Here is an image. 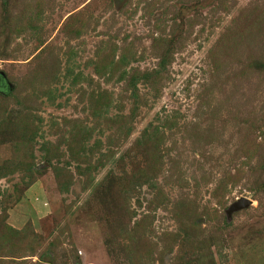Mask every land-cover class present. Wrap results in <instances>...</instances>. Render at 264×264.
I'll return each mask as SVG.
<instances>
[{"label":"rangeland","instance_id":"374dc122","mask_svg":"<svg viewBox=\"0 0 264 264\" xmlns=\"http://www.w3.org/2000/svg\"><path fill=\"white\" fill-rule=\"evenodd\" d=\"M257 62L264 0H0V216L42 240L0 264H264Z\"/></svg>","mask_w":264,"mask_h":264},{"label":"trees","instance_id":"16d2710c","mask_svg":"<svg viewBox=\"0 0 264 264\" xmlns=\"http://www.w3.org/2000/svg\"><path fill=\"white\" fill-rule=\"evenodd\" d=\"M166 63H167V57H164L162 59V65L165 66ZM257 65L261 68H264L263 62H257ZM135 80H136V75H133L132 76V83ZM76 123H78V122H76ZM30 125L31 124L28 123V121L24 119L21 122H17L13 128H10L9 127L10 125H8L7 130L11 131L10 134L12 136H14L17 141L26 142L30 139V137H29L30 132L28 130V127ZM76 125H80V124L78 123ZM2 129L3 128L0 126V132ZM120 129L122 131H124V126ZM128 129H129V127H127L125 129V133H127V134H128ZM78 134L79 133H76V130H75V132L71 133V135L74 137L75 141L82 139V138L78 137ZM80 142H81V140H80ZM143 144H145L147 147L145 149L146 150L145 153L149 157H152L154 154L151 151L156 150V147H157L156 140H153V138H149V139H146ZM56 147H57L56 148L57 151L60 152L59 145H57ZM252 150L253 149H251V151ZM70 152H71L72 157L74 159H77L80 162H82L83 160H86L85 157L79 155L78 148L76 145H70ZM55 155H58V154L57 153L55 154V152H51L47 155V159L49 161H51ZM109 157H110V154H108L107 152L101 153V155L99 156V159L96 162V165H94V164H91L92 163L91 159L89 156H87L88 164H87L86 168L88 169L89 173L91 172V168L98 167L99 165H105L104 160L108 159ZM15 160H20V163H26V161H22V160H24L23 158L15 159ZM15 160L14 161L12 160L8 163H5V165H2V166L0 165V177L4 176L5 175L4 172H6V171H14ZM67 161H69V160H67ZM148 161L149 160L146 161L147 164H149ZM68 163L70 164V162H68ZM54 169H55L56 180H57L59 188L61 190H63V192L65 190L69 191L72 180H73V175L71 174V171L69 169H67L66 167L63 168V167H59V166H55ZM77 172L79 174H83V168L81 165L77 166ZM136 173H137V171L135 172V175H136ZM30 174H32V172H30ZM227 175L231 179H233V177L236 178V175H234V174L232 175L230 172L229 173L227 172L226 176ZM222 186H223V183H222V185L219 184L218 192ZM263 189H264V186H263ZM226 216L228 218V215H226ZM41 246H42V240L37 235L33 234V232H31V231L25 232V230H22V231L16 230L15 228L10 226L9 224H6L4 221V217L0 216V256H11L10 259H5V260H9L8 262H13L15 260L14 259L15 257H18V258L23 257L26 255L27 252H31L32 254H34L36 252L37 248H39ZM196 258H197L196 260L199 261L201 264H207V260H208L209 256L207 254L203 255L201 253H197ZM18 261H20V260H18ZM21 261L23 262V260H21ZM3 262H5V261H3ZM5 263H7V262H5ZM208 264H210V262Z\"/></svg>","mask_w":264,"mask_h":264},{"label":"water","instance_id":"95a60500","mask_svg":"<svg viewBox=\"0 0 264 264\" xmlns=\"http://www.w3.org/2000/svg\"><path fill=\"white\" fill-rule=\"evenodd\" d=\"M251 204H252V200L250 198H247L245 196L238 198L227 209L228 218L230 219L234 212L239 211L243 208H247Z\"/></svg>","mask_w":264,"mask_h":264}]
</instances>
